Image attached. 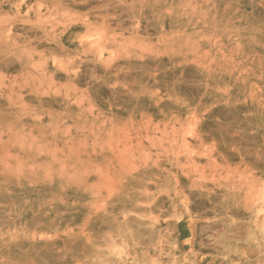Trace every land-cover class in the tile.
I'll list each match as a JSON object with an SVG mask.
<instances>
[{
  "label": "rangeland",
  "instance_id": "obj_1",
  "mask_svg": "<svg viewBox=\"0 0 264 264\" xmlns=\"http://www.w3.org/2000/svg\"><path fill=\"white\" fill-rule=\"evenodd\" d=\"M0 264H264V0H0Z\"/></svg>",
  "mask_w": 264,
  "mask_h": 264
}]
</instances>
